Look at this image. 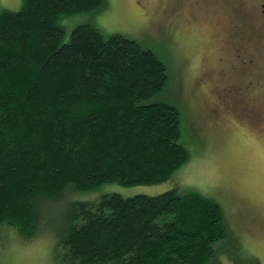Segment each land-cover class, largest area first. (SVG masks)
I'll return each instance as SVG.
<instances>
[{"label": "trees", "instance_id": "1", "mask_svg": "<svg viewBox=\"0 0 264 264\" xmlns=\"http://www.w3.org/2000/svg\"><path fill=\"white\" fill-rule=\"evenodd\" d=\"M106 4L23 0L0 13V233L36 238L72 191L61 264H214L223 242L238 254L220 204L195 191L75 201L108 183H164L190 159L179 111L152 102L171 76L157 55L89 25L64 41L62 16Z\"/></svg>", "mask_w": 264, "mask_h": 264}, {"label": "rangeland", "instance_id": "2", "mask_svg": "<svg viewBox=\"0 0 264 264\" xmlns=\"http://www.w3.org/2000/svg\"><path fill=\"white\" fill-rule=\"evenodd\" d=\"M22 1L0 0V13L18 12ZM106 2V7L99 10L62 16L59 23L66 31L64 41L70 40L76 27L89 25L105 38L120 34L135 39L157 55L171 76L152 102L167 103L179 111L180 144L188 149L190 159L175 172L173 179L164 183L135 186L108 183L76 195L75 201L96 202L112 193L125 198L155 196L175 186L180 191H195L220 204L239 245L236 254L230 242L220 243L214 264H249L251 259L264 264V117L247 121L236 113L228 115L218 108L222 98L218 100L209 92L223 84L221 73H227L230 67L226 44L233 40L228 39L232 13L224 7L191 8L186 0ZM173 7L175 17L170 13ZM168 23L170 45L162 41L160 30ZM255 73L258 70L241 78L254 80ZM263 92L264 89H259L253 94L255 103L264 102ZM67 194L68 198H74L72 191ZM70 199L52 203L43 233L32 240L24 241L16 232L4 229L0 233V264H61L56 251L65 231Z\"/></svg>", "mask_w": 264, "mask_h": 264}, {"label": "flooded vegetation", "instance_id": "3", "mask_svg": "<svg viewBox=\"0 0 264 264\" xmlns=\"http://www.w3.org/2000/svg\"><path fill=\"white\" fill-rule=\"evenodd\" d=\"M186 1H188L191 8L194 7L195 9L202 6L224 7L234 17L231 21V31L228 39L235 41L232 40L226 44V47L230 50L226 56L230 67L227 73H221L223 84L219 88L209 91L218 100L222 98L221 103L218 102V108L228 113V115L236 113L238 118L243 117L247 121H250L251 118L258 120L264 117L262 115L264 114V102L257 101L255 103L256 98L253 99V94H256L257 90L264 89V0ZM163 11L164 9H162ZM170 13L171 17H175L177 15L176 8L173 7ZM169 27L170 23L162 25L160 28L161 39L167 45H170L169 36L171 33ZM239 39L241 40L240 43ZM246 51L249 52L245 53ZM255 69L258 70V73H255L256 79L245 81L241 78V76L247 78V74L252 76V70ZM238 77H240V80H238ZM252 99L253 102L250 101ZM241 108L242 111H240ZM239 112L241 114L238 116L237 113Z\"/></svg>", "mask_w": 264, "mask_h": 264}]
</instances>
